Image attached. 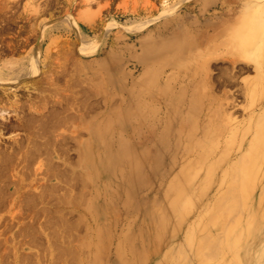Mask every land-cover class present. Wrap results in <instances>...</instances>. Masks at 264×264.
Instances as JSON below:
<instances>
[{
    "label": "rangeland",
    "instance_id": "374dc122",
    "mask_svg": "<svg viewBox=\"0 0 264 264\" xmlns=\"http://www.w3.org/2000/svg\"><path fill=\"white\" fill-rule=\"evenodd\" d=\"M262 2L0 0V19L19 26L0 29V41H19L0 67L38 57L36 72L9 84V99L25 105L7 121L23 111L36 120L1 134L0 264H240L233 252L207 259L204 244L197 256L193 242L211 214L218 219L205 235L224 239V228L259 209L260 176L239 181L236 168L256 161L247 122L263 95L250 108L245 84L257 73L232 64L231 51L246 45L248 30L264 39V6L255 13ZM245 179L247 202L238 196Z\"/></svg>",
    "mask_w": 264,
    "mask_h": 264
},
{
    "label": "bare ground",
    "instance_id": "6f19581e",
    "mask_svg": "<svg viewBox=\"0 0 264 264\" xmlns=\"http://www.w3.org/2000/svg\"><path fill=\"white\" fill-rule=\"evenodd\" d=\"M259 4H261V3H259ZM257 5H258V3H257ZM262 5L264 6V2H262V4H261V6L260 5H258V7L256 6V8L257 9H255V13L257 12V10L260 8V10L263 8L262 7ZM260 10H258V12H260ZM249 12V11H248ZM254 13V11L252 12V10H251V12H250V14H247V15H249L248 17H249V19L254 15V16H257L256 14H258L259 15V13H256L255 14ZM252 14V15H251ZM250 15H251V17H250ZM253 16V17H254ZM21 17V16H20ZM245 17V16H244ZM253 17L251 18V19H253ZM263 17V16H262ZM246 18H247V16H246ZM242 19L243 18H241V20H240V18H239V20H240V22H245L244 23V25H243V27H245V28H243L242 27V29H245V30H247L246 29V24H248V20L247 19H245V20H247V21H242ZM250 22H252V20H250ZM248 25H250V23L248 24ZM248 25H247V28H249L248 27ZM264 27V25L262 24L260 27ZM240 27V26H239ZM238 27V28H239ZM235 29L233 32H235V31H237V30H239V29ZM242 29H240L239 30V33H240V31L242 32L243 30ZM30 30H32V29H30ZM34 30V29H33ZM244 30V31H245ZM214 31V30H213ZM243 31V32H244ZM242 32V33H243ZM249 32H251V34H252V31L251 30H248L247 32H246V34H245V36L248 38H246V37H243V40L245 39V40H247L246 41V45H244V43H243V47H239V48H237V50L234 52L233 50L231 51L232 52V54L234 55L233 57H234V59H233V63L232 64H234L235 62H237V65H239L240 63H239V61L241 62V63H245L248 67L251 65L252 67H254L255 68V70H256V73H257V78L256 79H253V80H251V81H247L248 82V84H245V90L242 88L243 87V84L242 85H240L239 86V89H240V87H241V89H243L245 92H247V96L249 97V101H250V99H252L250 102H252L253 101V98H256L255 96L258 94V96L259 95H263L264 96V92H261L260 93V90L259 89H261L262 88V86L264 87V66H263V62H264V39L262 38V40H261V42L260 41H258L257 42V40L259 39V38H261L260 36H258V35H256V36H250V33ZM32 33V32H31ZM247 33L249 34L248 36H247ZM259 33V32H258ZM237 35H238V31H237ZM237 35L234 37V35H233V37H234V39L232 38V35L230 36L233 40H237ZM229 37V38H230ZM264 37V36H263ZM210 38H211V36H210ZM230 38V39H231ZM241 38V37H240ZM250 38V39H249ZM252 38V39H251ZM208 39V38H207ZM230 39H228V41H230ZM204 40H205V37H204ZM233 40H231V41H233ZM230 41V42H231ZM23 42V41H22ZM200 42H202V40L200 41ZM207 42V41H206ZM228 43V42H227ZM232 43V42H231ZM234 43V42H233ZM233 43L232 44H230L231 45V47H232V45H233ZM201 44V43H200ZM202 44H204V41H203V43ZM8 45V44H7ZM226 45V44H225ZM253 45V46H252ZM92 46V45H91ZM234 46V45H233ZM93 47V46H92ZM220 47V46H219ZM224 47V46H223ZM234 47H237V46H234ZM9 48V47H8ZM18 47H12V48H9V50H8V52H10V53H12V52H15L16 51V49H17ZM245 48V49H244ZM251 48V49H250ZM22 49V48H21ZM224 49V48H223ZM235 49V48H234ZM207 50V49H206ZM216 50V49H215ZM231 50V49H230ZM230 50H228V51H230ZM37 52V51H36ZM39 52V51H38ZM215 52V51H214ZM220 52V50L218 51V53ZM220 53H222V52H220ZM230 53V52H229ZM224 54V53H223ZM3 55V50H1L0 49V58H1V56ZM19 55V54H18ZM35 55V54H34ZM34 55H32L31 57H29V55L27 56V57H29V58H25V56H24V58H20V59H15V60H13V61H10L9 62V60L8 61H5V62H1V65L2 64H5L3 67H0V140H1V134H2V131H4V129H9L10 127L11 128H14V127H21V128H28L29 126L28 125H33L34 123L33 122H35V118L33 119V118H31L30 116H29V118H27V119H24L25 118V116H24V111H23V116H19V115H17V117H16V119H18V120H16L15 122H8L7 120H8V117H7V114L9 113V110H14V111H17V113H19L20 111H21V114H22V110H17V108L18 109H20L21 107H20V104H23V106L25 105L24 103H20L19 105L17 104V100H19V99H16L15 97H13V99L12 100H10L9 98H10V96H9V94L11 93V91H10V88H9V84L10 83H12L13 84V82H20V80L21 79H24V76L27 74V75H29L30 73H32L33 74V72L35 71V70H37V68H38V66H37V59H38V57H37V54H36V56H34ZM221 56V55H220ZM229 57V56H228ZM18 58V57H17ZM221 59V58H220ZM7 60V59H6ZM223 61H225V60H223ZM231 61H232V59H231ZM228 62V61H227ZM230 62V61H229ZM6 63H8V64H6ZM239 63V64H238ZM244 64V66H246ZM27 65V66H26ZM206 65V64H205ZM204 65V66H205ZM241 65H243V64H241ZM240 66V65H239ZM241 67V66H240ZM243 67V66H242ZM251 67V68H252ZM245 69V68H244ZM249 69V68H248ZM227 71V70H226ZM241 71H243V68H242V70ZM36 72V71H35ZM223 74V73H222ZM228 74H230V73H228ZM51 75V74H50ZM226 76H227V74H226ZM231 76H232V74H231ZM230 76V77H231ZM51 77V76H50ZM210 77V76H209ZM53 78H54V76H53ZM226 78H228L227 80H226ZM226 78H224L223 80H225V81H229V84H230V79H229V76L228 77H226ZM232 78V77H231ZM233 78L236 80V78H235V76H234V74H233ZM52 79V78H51ZM74 79V78H73ZM33 80V79H32ZM56 80V79H55ZM36 80L34 79L33 80V82H35ZM41 81V80H40ZM52 81H54V80H52ZM66 81V80H65ZM263 82V85L261 86V88H258L259 87V84H260V82ZM21 83V82H20ZM23 83V82H22ZM76 83V82H75ZM81 83V82H80ZM18 84V83H17ZM25 84V83H24ZM11 85V84H10ZM15 85V84H14ZM79 85V84H78ZM34 86V85H33ZM209 86V85H208ZM79 87H80V85H79ZM212 87V86H211ZM26 88V87H25ZM240 89V90H241ZM263 90H264V88H262ZM9 91H10V93H9ZM258 91H259V93H258ZM63 92V91H62ZM78 92V91H77ZM211 92H213V91H211ZM224 92H226L225 90H224ZM242 93V92H241ZM203 94H205V93H203ZM208 94V93H207ZM226 94V93H225ZM245 94V93H244ZM214 95V94H213ZM224 95V94H223ZM222 95V96H223ZM12 96V95H11ZM37 96V95H36ZM228 95L226 94L224 97H226V99H229L228 97H227ZM254 96V97H253ZM263 96H262V98H261V100H260V98L258 97V101H259V103L257 104V107L255 108V109H257V114H255V115H252L251 117H250V119L248 120V122H247V127L248 128H250L251 129V126L253 127V130H254V132H253V136H252V139H253V147L252 148H250V153H255V157H256V161L254 162V163H252V161L248 164V165H244V167L243 168H240V171L238 170V168H236L237 169V171H238V173H237V171L236 170H234V172L236 171V173L240 176V177H238V175H237V179L238 178H241V179H239V181H241L242 179H244V178H247L248 176H250L251 174H253L254 172H257L258 173V176H260V183H259V189H258V195H257V198L259 199H257L258 201H259V209H258V212H256V211H251L250 212V214L251 215H248V220H250V221H247V223L245 222V220H239V221H237L236 222V220H235V224H234V226H233V228L232 229H227L226 230V228H224L225 229V231L223 230L222 232H225L226 233V235H225V233H224V239L223 238H220V237H216V238H214L215 236V234L211 237V238H208L206 235H209V234H206L205 235V232L203 231V230H205V229H203V226L205 227V224H207L208 225V221L209 222H211V219H212V221L214 222V220H216V218L218 219V217H216L215 216V214L213 215V214H211V215H213V216H208L206 213H207V211L206 212H204V214H206V216H208L207 217V221L205 222V224L204 225H201L202 226V229H201V226H200V228L198 229V231L199 232H201V236H199L198 235V238H200V239H198V241L197 242H193L194 244H195V247L196 248H194L193 249V254H195V255H197V256H199V255H201L203 252H201L200 251V247L204 244L205 245V247H204V249L206 248V250L207 251H204L206 254H205V256L207 257V259L209 258V259H212L213 260V258H217L216 256H219V255H221L222 254V258H223V256H225V254L227 253V254H232V252H233V254L237 257V260L239 261V263L240 264H255V262H261V260L262 259H264V98H263ZM206 97H207V95H206ZM212 97V96H211ZM214 98H215V96H213ZM212 97V99H214ZM217 97V96H216ZM253 97V98H252ZM44 99H46L45 97H44ZM216 99V98H215ZM214 99V100H215ZM225 99V100H226ZM207 100V99H206ZM213 100V101H214ZM79 101V100H78ZM212 101V100H211ZM220 100H217V102H219ZM254 101H255V99H254ZM254 101L252 102V103H250L249 105H251L250 106V108L252 107V105H254L255 103H254ZM45 102H46V100H45ZM224 101H220V103H221V105H222V103H223ZM225 102H227V100L225 101ZM223 103V105H225L226 103ZM47 103V102H46ZM211 103V102H210ZM228 103V102H227ZM254 103V104H253ZM36 104V103H35ZM50 104V103H49ZM208 104V103H207ZM212 104V103H211ZM214 105V104H213ZM222 105V107H224ZM227 105V104H226ZM22 106V107H23ZM31 106V104L29 105V107ZM45 106V105H44ZM208 106H210V104H208ZM207 106V107H208ZM25 107H27V106H25ZM28 107V108H29ZM216 107V106H215ZM27 108V109H28ZM41 108H44V107H42L41 106ZM22 109V108H21ZM24 109V108H23ZM26 109V110H27ZM31 109V108H30ZM38 109H40V108H38ZM45 109V108H44ZM43 109V110H44ZM216 109H218L217 107H216ZM215 109V110H216ZM249 109V108H248ZM29 110V109H28ZM37 111V109H35L34 108V111ZM19 111V112H18ZM40 111H41V109H40ZM215 113L217 112V110L216 111H214ZM222 112H224V111H222ZM27 112H25V114H26ZM44 113H45V111H44ZM46 113H47V111H46ZM51 113V112H50ZM254 112H251V114H253ZM20 114V115H21ZM31 114H32V112H31ZM30 114V115H31ZM34 114V113H33ZM38 114H39V111H38ZM218 114V113H217ZM223 114H225V113H223ZM222 114V115H223ZM44 115V114H43ZM55 115V114H54ZM53 115V117H56V116H54ZM16 116V115H15ZM27 116V115H26ZM32 116V115H31ZM40 116V115H39ZM48 116H49V112H48ZM65 116V115H64ZM47 117V116H46ZM50 117V116H49ZM224 117V116H223ZM44 118V117H43ZM224 119V118H223ZM226 119V118H225ZM3 120L4 121H7V123H5V125H4V122H3ZM41 120V119H40ZM39 119H38V121H37V124H38V122L40 121ZM50 120H51V118H50ZM49 119H48V122L50 121ZM63 120H64V118H63ZM45 121V120H44ZM47 121V120H46ZM58 121V120H57ZM227 121V120H226ZM41 122H43V120H41L39 123H41ZM63 122V121H62ZM51 123V122H50ZM53 123H55V121H53ZM57 123V122H56ZM36 124V125H37ZM44 124V123H43ZM43 124H42V126H43ZM38 125H40V124H38ZM47 125H49V124H47ZM50 125H52V123L50 124ZM251 125V126H250ZM35 127V126H34ZM37 127V126H36ZM44 127V126H43ZM42 127V128H43ZM49 127V126H48ZM39 128H40V126H39ZM46 128V127H45ZM51 128H52V126H51ZM248 128H247V130H248ZM35 129V128H34ZM44 129V128H43ZM42 129V130H43ZM53 129V128H52ZM37 130V129H36ZM40 130V131H39ZM45 130V129H44ZM49 130V129H48ZM252 130V129H251ZM38 131L39 132H43V131H41V129H38ZM242 131V130H241ZM33 132V131H32ZM31 132V134H33V136L32 135H30L31 137H33V138H31V140H29V142H31V143H33L32 144V147L33 148H40L39 147V145L38 144H41L40 142L41 141H39L38 143H37V145L35 144L36 142V140H34V136H35V139H36V137H37V134L39 133V132H33L32 133ZM48 132V131H47ZM45 134V133H44ZM47 134V133H46ZM45 134V135H46ZM28 135V136H29ZM39 135H40V133H39ZM52 135H54V134H52ZM56 135V134H55ZM244 135V134H243ZM30 136H29V138H30ZM49 136V135H48ZM57 136V135H56ZM63 136V135H62ZM25 137V136H24ZM40 137V136H39ZM44 137H46V136H43V138ZM50 137V136H49ZM28 138V137H27ZM23 139V138H22ZM38 139V138H37ZM40 139V138H39ZM50 139V138H49ZM53 139V138H52ZM55 139V138H54ZM61 139V138H60ZM67 139V138H66ZM244 139V138H243ZM23 141H25V139L23 140ZM38 141V140H37ZM44 140H42V142H43ZM46 141V140H45ZM50 141V140H49ZM53 141V140H52ZM55 141V140H54ZM62 141V140H61ZM65 141V140H64ZM62 142V146H64V148H65V146H66V144L64 145V143L65 142ZM229 141V140H228ZM21 142V141H20ZM58 142V141H57ZM251 142H252V140H251ZM26 143V142H25ZM50 143V142H49ZM48 143V144H49ZM55 143V142H54ZM20 144V143H19ZM21 144H24V143H21ZM45 144V143H44ZM44 144H42V146L44 145ZM46 144H47V141H46ZM47 144V145H48ZM56 144V143H55ZM16 145V144H15ZM46 145V146H47ZM60 145V144H59ZM240 145H242V144H240ZM17 146V145H16ZM18 146H20V145H18ZM22 146V145H21ZM41 146V145H40ZM41 146V147H42ZM53 146V145H52ZM58 146V145H57ZM244 146V145H243ZM48 147V146H47ZM58 147H60V146H58ZM20 148V147H19ZM31 148V147H30ZM203 150V149H202ZM206 151V150H205ZM204 151V152H205ZM204 152H202V153H204ZM246 152V151H245ZM31 153V152H30ZM206 153V152H205ZM207 153H209V152H207ZM206 153V154H207ZM235 154H236V152H235ZM241 154V153H240ZM244 154V153H243ZM248 153H246V155H247ZM9 155V154H8ZM7 155V156H8ZM205 155V154H204ZM252 155V154H251ZM6 156V158H9V157H7ZM12 155H10V157H11ZM29 156V155H28ZM209 156V155H208ZM236 156V155H235ZM239 156V155H238ZM253 156V155H252ZM202 159H203V157H201ZM207 158V157H206ZM205 158V156H204V159H206ZM250 158H253V157H251L250 156ZM203 159V160H204ZM234 159V158H233ZM8 160V159H7ZM10 160V159H9ZM240 161V160H239ZM248 161H249V159H248ZM238 163V162H237ZM248 163V162H247ZM238 165V164H237ZM232 166V165H231ZM211 167H213V166H211ZM212 171H214V169L212 170ZM223 173V172H222ZM239 173H241V174H239ZM234 175V173L232 174V176ZM231 176V177H232ZM255 176V175H254ZM235 177H236V175H235ZM243 177V178H242ZM249 178V177H248ZM256 178V177H255ZM232 180H233V178H232ZM248 180V179H247ZM234 181V180H233ZM243 181V180H242ZM231 183H232V181H231ZM237 183V182H236ZM242 183V182H241ZM240 184V183H239ZM243 184H246V179H245V181L243 182ZM248 187H247V186ZM244 187H243V185L241 184V189H240V194L238 195L239 196V198L240 197H242V200L245 202L246 200L244 199V197H246V196H248L249 197V194H251V193H249V185H248V183L246 184ZM1 186V185H0ZM223 186V185H222ZM227 186V185H226ZM231 186V185H230ZM238 187V186H237ZM258 187V186H257ZM233 187H231V189H232ZM235 188V187H234ZM230 189V190H231ZM237 189V188H236ZM228 191L229 189H225V191ZM235 190V189H234ZM223 191H224V189H223ZM237 192V191H236ZM239 192V191H238ZM253 192V191H252ZM222 193H224V192H222ZM230 193H232V192H230ZM225 194H228L229 195V193L228 192H225ZM219 195V194H218ZM223 196H225L224 194H222ZM232 195V194H231ZM237 195V194H236ZM252 195V194H251ZM220 196V195H219ZM234 196V195H233ZM221 197V196H220ZM223 198V197H222ZM224 198H226L227 199V196L226 197H224ZM247 199H249V198H247ZM228 201H230L229 203H230V205L231 204H233V203H235L234 201L236 200V198H235V200L233 199V198H228L227 199ZM238 201H239V199H238ZM242 201V202H243ZM253 201V200H252ZM257 201V202H258ZM221 202V201H220ZM224 203H226V200H224L223 201ZM240 202V201H239ZM247 202V201H246ZM215 203V202H214ZM236 204V203H235ZM234 204V206H237V205H235ZM240 204V203H239ZM217 205V204H216ZM219 205H220V207H222V204H220L219 203ZM227 205H228V203H227ZM258 205V204H257ZM215 206V205H214ZM233 207V206H232ZM237 207H239V206H237ZM257 207V206H256ZM214 208V207H213ZM217 208H219V206L217 207ZM234 208V207H233ZM247 208H249V207H247ZM214 210H216L215 208H214ZM227 210H229V206H228V209ZM230 210H232V209H230ZM239 210V209H238ZM254 210H256V209H254ZM218 211V210H217ZM222 211V210H221ZM223 212V211H222ZM226 212V211H225ZM245 212H247V211H245ZM214 213V212H213ZM229 213V212H228ZM234 213H236V212H234ZM238 213V212H237ZM223 213H221V215H222ZM203 215V214H202ZM235 215V214H234ZM238 215V214H237ZM241 215V214H240ZM255 215V216H254ZM224 216H225V214H224ZM256 216H257V218H256ZM204 217V216H203ZM216 217V218H215ZM215 218V219H214ZM229 220V219H228ZM204 221V220H203ZM220 221V219L217 221L218 222V224H220L221 222H219ZM213 222H212V224L210 225V226H213ZM228 222V221H227ZM215 223H216V221H215ZM203 224V223H202ZM210 224V223H209ZM221 224H223V223H221ZM220 224V225H221ZM230 224V223H229ZM258 224V227H256V225ZM207 225H206V227L205 228H207ZM226 225V224H225ZM225 225L223 226V227H225ZM226 227H228V228H231V227H229V226H227L226 225ZM256 227V228H255ZM221 229V228H220ZM197 230V229H196ZM206 231V230H205ZM204 232V233H203ZM222 232H220L219 234H221ZM241 232V233H240ZM212 234V233H211ZM206 237V239H205V237ZM194 237V236H193ZM192 237V238H193ZM210 237V236H209ZM223 237V236H222ZM208 238V239H207ZM218 238V239H217ZM220 238V239H219ZM223 239V240H222ZM192 240H194V238L192 239ZM188 244V243H187ZM191 244V243H190ZM257 245V247L259 248V251L258 252H256V251H254V250H252V247H253V245ZM193 245V244H192ZM187 246V245H186ZM189 246V245H188ZM191 247L192 246H190V251H191ZM61 249V248H60ZM203 249V250H204ZM202 250V249H201ZM252 250V251H251ZM185 251V250H184ZM251 252H255L256 253V255H255V261H252V260H250V261H248V257H249V255H250V253ZM232 256V255H231ZM203 257V256H202ZM205 257V258H206ZM220 258H221V256H219ZM218 257V258H219ZM179 257H177V259H178ZM182 258V259H181ZM180 259L183 261V257H181ZM188 258V257H187ZM222 258H221V260H222ZM230 258H232V257H230ZM201 259H204V258H201ZM202 261V260H201ZM200 261V263H202ZM207 261H210V260H207ZM217 261H219V259L217 260ZM180 262V261H179ZM233 262V261H232ZM262 262H264V260H262ZM218 263V262H217ZM231 263V262H230ZM230 263H226V264H230ZM183 264H184V262H183ZM238 264V263H237Z\"/></svg>",
    "mask_w": 264,
    "mask_h": 264
},
{
    "label": "flooded vegetation",
    "instance_id": "af4514ba",
    "mask_svg": "<svg viewBox=\"0 0 264 264\" xmlns=\"http://www.w3.org/2000/svg\"><path fill=\"white\" fill-rule=\"evenodd\" d=\"M10 22H8V24L6 23L7 21L5 20V19H0V29H3V30H5L6 28H14V26H13V24L17 27V28H15L16 30H18L19 29V26H18V24L16 25V22H15V20H13V19H10L9 20ZM1 36L3 37V36H6V34H4V32H2L1 33ZM18 44H19V41H15V42H13L12 44H8L7 45V43H6V39H4V41H0V49L1 50H3V55L6 53V52H8V50H9V48L8 47H11V46H13V45H17L18 46ZM18 49V48H17ZM16 49V50H17ZM3 55L1 56V58L0 59H2V57H3ZM18 57V56H17ZM3 122H4V125H5V121L3 120ZM6 131H8V132H6ZM22 132V131H21ZM9 133H11V131H10V129H4V131H3V134L6 136L7 134L9 135Z\"/></svg>",
    "mask_w": 264,
    "mask_h": 264
}]
</instances>
